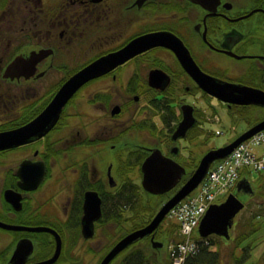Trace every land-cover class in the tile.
I'll list each match as a JSON object with an SVG mask.
<instances>
[{"label": "flooded vegetation", "instance_id": "1", "mask_svg": "<svg viewBox=\"0 0 264 264\" xmlns=\"http://www.w3.org/2000/svg\"><path fill=\"white\" fill-rule=\"evenodd\" d=\"M245 2L0 0V133L38 128L0 148V264L49 259L58 235L60 254L49 264H100L124 237L113 243L124 228L120 220H137L139 205L149 210L161 195L144 187V162L155 149L185 167L164 200L186 183L212 122L200 101L228 110L244 104L206 91L168 45L116 65L107 57L141 35L170 32L203 72L264 89V0ZM101 62L102 72L47 114L71 78ZM191 106L195 121L176 136Z\"/></svg>", "mask_w": 264, "mask_h": 264}, {"label": "water", "instance_id": "2", "mask_svg": "<svg viewBox=\"0 0 264 264\" xmlns=\"http://www.w3.org/2000/svg\"><path fill=\"white\" fill-rule=\"evenodd\" d=\"M158 44H164L172 47L177 52L182 62L185 63V65L195 75L201 86L212 95H215L218 98L228 102L264 106L263 88L245 83L226 81L203 72L201 68L195 63L193 56L185 43L178 36L173 35V33L170 32L158 31L141 35L137 37L136 40H133L124 49L117 51L111 57H107V62H112L113 65H116L120 62H123L128 57L148 47ZM93 68L94 67H91V70ZM104 69L105 67H103V63L101 62L100 65L93 71V73H89L90 69L87 68L81 70L62 87L59 92L61 97L57 100L55 99L52 102L47 114L54 110V106H56V109H60L61 105L66 100V95L68 93H73L80 84L88 79V77L90 78L102 72ZM190 108V110H185V118L182 120L181 124L176 130V136L183 135L185 131L189 129L191 125H193L195 118L193 115V107L191 106ZM262 129H264V118L244 130L234 140L226 143L223 146L209 149L202 156L200 163L192 176L183 186H181L169 199H167L162 204L151 221H149L145 226L126 234L118 242H116L114 246L107 252L105 257H103L100 264H109L116 257V255H118V253L138 240L149 235H151L152 245L155 248H161L164 242L156 239V232L160 224L167 217L169 211L199 186V184L206 177L211 164L215 160L227 156L241 142L250 138ZM37 131V127L27 126L12 133L1 132L0 148L6 146V141L10 140L14 136H24L30 133L33 134ZM19 141H25V138L23 137ZM162 154L163 153L160 149H155L153 154L147 157L144 162V187L146 190L155 194H164L175 188L185 172V167L182 164L178 163L172 157L164 156ZM241 190L247 194L254 191L250 179H240L237 184V191ZM245 205L246 202L242 200V198H240L235 191L230 192L225 200L211 203L200 220L198 226L200 236L207 237L214 234L229 239L231 237V230L234 228L236 218L245 208ZM0 224L4 225V223L1 221ZM92 224V222H87L84 224V230H87L89 234L93 232ZM57 238L58 245L54 255L47 260L38 262V264H49L56 261V259L59 257L61 250V238L59 235Z\"/></svg>", "mask_w": 264, "mask_h": 264}, {"label": "trees", "instance_id": "3", "mask_svg": "<svg viewBox=\"0 0 264 264\" xmlns=\"http://www.w3.org/2000/svg\"><path fill=\"white\" fill-rule=\"evenodd\" d=\"M232 122L238 125L240 122L245 121L248 125L256 123L257 120L264 118V107L254 104L238 106L228 110ZM204 130L206 137H210L214 133L213 130ZM250 174L246 169L242 171V176ZM246 178V177H245ZM250 179V178H249ZM247 206L245 211L239 215L234 229L235 234L232 233L230 239L218 235H210L207 237H198L200 243L199 251L193 255H189L186 259L185 264H226L227 261H230L233 264H241L246 259L251 257V250L254 249L255 243L248 241L249 238L258 232L262 227V219L264 217V188H261L257 183V186H254V191L250 194H244ZM165 194L154 195V202L151 209H147L145 204L139 205V217L137 220L129 222L128 220H120V223L123 222L124 228L120 235L113 240V243L116 240H119L122 236L130 233L131 230L138 228L140 226H145L157 213L158 209L164 203ZM150 213L147 217L146 214ZM130 224L129 227H126ZM157 233L159 237L162 236L165 238V241L171 243L172 241H180V222L176 220H170L166 225L163 223L160 224ZM142 240V243L132 248L131 246L123 250L116 258L117 264H170V258L158 256V250L156 254H153L150 250L152 249V244L146 240H150L149 237H145ZM140 241V240H139ZM138 241V242H139ZM145 241V242H143ZM112 243V244H113ZM167 243V244H168ZM216 246L217 249H214L213 246ZM160 251H162L160 249ZM162 255V254H161ZM163 262V263H162ZM250 264H264V253L259 256L258 259L254 260Z\"/></svg>", "mask_w": 264, "mask_h": 264}, {"label": "built area", "instance_id": "4", "mask_svg": "<svg viewBox=\"0 0 264 264\" xmlns=\"http://www.w3.org/2000/svg\"><path fill=\"white\" fill-rule=\"evenodd\" d=\"M244 168L264 170V129L242 142L228 156L215 161L202 186L171 210V216L180 222L181 233L185 236L170 249L172 264H185L189 255L199 251L200 243L192 235L196 224L211 203L220 200L235 186Z\"/></svg>", "mask_w": 264, "mask_h": 264}, {"label": "rangeland", "instance_id": "5", "mask_svg": "<svg viewBox=\"0 0 264 264\" xmlns=\"http://www.w3.org/2000/svg\"><path fill=\"white\" fill-rule=\"evenodd\" d=\"M245 5H246L245 0H241L240 8H243ZM246 61L247 60H245L243 62H246ZM213 101L214 100L211 101L212 104H213ZM200 102H202V107H204L203 110L207 109L208 113L204 114L206 117H209L212 120V118H214L215 115H218V117L220 119L212 120L211 123L207 124L214 131V135H212L210 137H207L203 141V143H200L199 148L196 151L198 153V154H196L198 156V158H200L201 154L203 156V154H205L209 149H211L213 147H220V146L225 145L227 142L231 141L234 137H236V135L238 133L243 132L246 129V127H247V125L245 124L246 123L245 121H242L238 125L235 126V124L232 122V120H230V115H229L228 109H227V107L225 105H221V104H219V103H217L215 101L216 107H214V105L211 106L209 104L210 99L209 100H205L204 98ZM199 104H201V103H199ZM248 176L251 178L250 180L252 181V186H257V183H258L261 188H264V170H262V171L253 170V172H251ZM202 183H203V181L199 184V186H202ZM238 195H239L240 198H242V200L243 199L245 200V195H244L243 192L238 193ZM246 206H247V204H246ZM244 211H245V209L240 213V216H241V214ZM170 220H173L175 222L174 219H172L169 216H167L164 219V221L162 222L163 225H166ZM199 223H197L196 226H199ZM181 231H182V228H181L180 232ZM233 231H234V234H235V229ZM186 234H188V233L186 232ZM192 235L198 241V237L197 236H200L199 231H197L195 229L193 231ZM158 237L156 239L161 240ZM248 241L253 242L256 245H255L254 249L251 250L252 251L251 252L252 253L251 257L246 259L241 264H250L254 260L258 259L259 256L262 255V253H264V217L262 219V227H261V229L258 232H256L255 234H253L249 238ZM165 242H166V244H165V246L163 248L162 247L161 248H154L153 247L154 249H152L150 247V250L152 251V253L156 254L155 250L159 249L158 250V252H159L158 256L159 257H164L165 255L163 256L161 254H162V252L163 253L166 252V257L168 258L170 249L173 246L177 245L179 242L175 241V243L169 244L168 241L164 240V243ZM167 243L169 244V247H168ZM160 249L162 250V252L160 251ZM93 260H95V259H93ZM227 262L228 263H226V264H233L230 261H227ZM91 264H93L92 261H91Z\"/></svg>", "mask_w": 264, "mask_h": 264}, {"label": "bare ground", "instance_id": "6", "mask_svg": "<svg viewBox=\"0 0 264 264\" xmlns=\"http://www.w3.org/2000/svg\"><path fill=\"white\" fill-rule=\"evenodd\" d=\"M180 235H181V240L185 239V236H184L181 232H180ZM181 240H180V241H181ZM213 248H214V249H217V247H216L215 245L213 246ZM104 257H105V256H104Z\"/></svg>", "mask_w": 264, "mask_h": 264}]
</instances>
